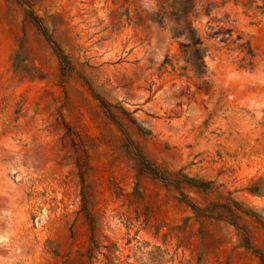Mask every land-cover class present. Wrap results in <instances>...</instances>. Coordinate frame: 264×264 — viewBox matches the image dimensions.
<instances>
[{
    "label": "rangeland",
    "instance_id": "obj_1",
    "mask_svg": "<svg viewBox=\"0 0 264 264\" xmlns=\"http://www.w3.org/2000/svg\"><path fill=\"white\" fill-rule=\"evenodd\" d=\"M0 264H264V0H0Z\"/></svg>",
    "mask_w": 264,
    "mask_h": 264
},
{
    "label": "trees",
    "instance_id": "obj_2",
    "mask_svg": "<svg viewBox=\"0 0 264 264\" xmlns=\"http://www.w3.org/2000/svg\"><path fill=\"white\" fill-rule=\"evenodd\" d=\"M194 209H197V208L194 207Z\"/></svg>",
    "mask_w": 264,
    "mask_h": 264
}]
</instances>
